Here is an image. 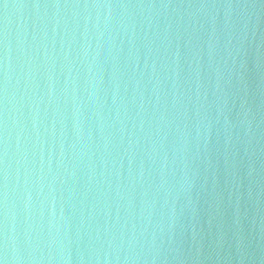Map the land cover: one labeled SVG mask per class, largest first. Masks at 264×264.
Segmentation results:
<instances>
[{
  "label": "clouds",
  "instance_id": "obj_1",
  "mask_svg": "<svg viewBox=\"0 0 264 264\" xmlns=\"http://www.w3.org/2000/svg\"><path fill=\"white\" fill-rule=\"evenodd\" d=\"M0 264H264V0H0Z\"/></svg>",
  "mask_w": 264,
  "mask_h": 264
}]
</instances>
